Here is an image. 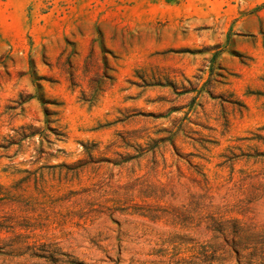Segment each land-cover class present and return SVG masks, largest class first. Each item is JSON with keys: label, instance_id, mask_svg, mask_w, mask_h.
Instances as JSON below:
<instances>
[{"label": "rangeland", "instance_id": "374dc122", "mask_svg": "<svg viewBox=\"0 0 264 264\" xmlns=\"http://www.w3.org/2000/svg\"><path fill=\"white\" fill-rule=\"evenodd\" d=\"M0 264H264V0H0Z\"/></svg>", "mask_w": 264, "mask_h": 264}, {"label": "trees", "instance_id": "16d2710c", "mask_svg": "<svg viewBox=\"0 0 264 264\" xmlns=\"http://www.w3.org/2000/svg\"><path fill=\"white\" fill-rule=\"evenodd\" d=\"M233 248L238 256H240V254L246 250V247H244V245H241L239 243H233ZM251 256L253 257L254 255ZM250 260H253V258H250Z\"/></svg>", "mask_w": 264, "mask_h": 264}]
</instances>
